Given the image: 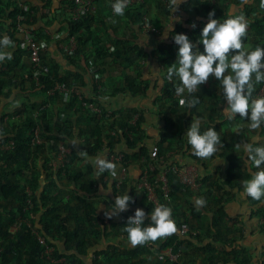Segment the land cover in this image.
Instances as JSON below:
<instances>
[{"label":"crops","instance_id":"obj_1","mask_svg":"<svg viewBox=\"0 0 264 264\" xmlns=\"http://www.w3.org/2000/svg\"><path fill=\"white\" fill-rule=\"evenodd\" d=\"M19 1L30 5V7H36V20L33 25H23L26 28L35 30L36 36L43 37V40L47 41L44 50L46 64L54 71L55 76L73 84L70 88L64 85L69 91L68 96H65L64 91L60 90L65 97H63V100L70 99V94L79 96L76 91H80L86 97L98 99L101 106H105L104 109L112 111V119L123 120V115L138 116L137 121L130 119L129 124L139 126L148 133L144 143H138V145H144L150 152L159 146V141L161 140L160 132L166 129L169 132L168 135L172 138L165 143L164 150L159 152L158 166L153 167L159 171L162 168L164 169L168 163L177 162L193 172L198 181L196 187H190L193 189L182 193L179 189L180 182L178 177L171 176L172 192L175 200L173 206L176 217L181 218L184 214L191 225L195 224L199 229L205 227L204 230L209 227L213 236L217 234V230L218 234L221 232L226 235L235 221L243 223V233H239L244 234L246 239L244 237L240 238L242 235L239 233L237 237H234L235 234L233 233L231 238H233L234 244L240 247L253 248L255 246L253 249L258 251V255H252V257L261 262L262 258H264V216L262 214L264 213V198L259 201H251L250 197L245 193L242 184L243 180L251 179L252 174L258 169L247 161L243 148L236 149L234 145L236 143H252L254 146H264V126L257 130H250L247 126V120H242L240 117L236 121L229 119L223 111L224 107H227V102L223 97V89L214 77H210L208 82L201 85L200 90L196 93L189 95L185 91L183 98L191 99L194 96L200 101L192 109H189L187 104H180L182 97L176 95L175 91L171 96L165 93L167 89L171 90L180 84L179 78L176 76L169 79L167 71V67L176 62L179 50V46L175 44L173 36L176 34H184L188 37L194 35L193 37L199 39L201 32H198L199 30L196 28L200 27L193 28V21L201 24L206 22L202 14H196V12L188 10V5L191 4L192 0H185V3L181 4L179 10L173 14L167 7L166 9L163 8L164 2L162 7L159 6L157 0H130L128 7L131 6L133 8L130 10L126 9L123 17L116 16L112 21H109L105 16L108 17L112 11L111 5L115 0H96L97 8L94 11L92 20H90L92 35L88 38L89 42L86 43L84 52H80L74 57L67 55L69 48L73 47L70 44L74 43V47H77V43L72 39L74 36L76 40L77 35L71 36L65 20V17H68V8L70 7L67 0ZM50 3L52 4V9L48 8ZM260 4L258 0H248V3L240 5L231 4L229 1L224 0H211V6H223L226 12L234 14H244V9L247 5L260 6ZM146 15L153 21L157 32H150L144 29V19H148ZM176 18H179V22ZM200 30L202 31V28ZM165 32H167V39L163 38ZM246 38H249V41H245L243 44L247 50L251 51L257 46L264 47V37L249 36L248 29L242 39ZM191 41L196 44L194 38ZM15 47L16 45L9 49L12 54L16 51ZM107 55L108 57L106 58ZM90 57H95L93 60L99 61V68L104 74L103 82L104 84L106 82L105 87L107 88L105 90L99 87L94 90L93 78L87 69ZM15 58L18 59L17 57ZM16 61L20 65H26L28 57L23 55ZM129 66H131V70ZM132 69L133 72L137 70L135 75L131 74ZM15 74L16 76H21L22 73ZM82 82L83 86H78ZM130 85H132L133 91L129 88ZM0 100L6 103L8 99L2 96ZM77 116L81 117L79 111L75 117ZM166 119H172L174 125L167 126ZM192 119H200L202 121V132L214 126L216 131L220 133L223 147L210 158L201 159L192 154L191 146L185 136ZM37 127L40 129V126ZM77 128L75 126L73 129V139L70 140L71 145L75 149H78L80 146L78 143H81V137L76 138L73 135L75 133L78 134ZM34 133L36 136L38 131L34 130ZM112 134L116 135L115 131ZM118 147H123L127 154L131 152L124 140L116 146V148ZM95 157L91 156L90 158L94 159ZM132 157L129 160L134 163ZM140 160L147 162L144 158ZM116 165L117 176L115 178L109 177L108 181L103 182L104 173L99 177H95L97 181H100L95 195L83 192L79 185L69 183L65 179L58 181L57 188L59 189L54 192L55 194L53 193L58 195L57 197L60 196L61 192L64 195L75 192L83 195L93 203L96 213L102 219L108 221L107 236L99 238L101 240L95 245V248L83 255V259L88 262L93 257L94 253H91L95 250L111 249V247L116 246V243H113L115 240L114 232H118L119 228L123 229L126 223L124 212L113 216L112 219H108L105 216V211L108 209L111 211V207L115 204L116 196L123 195L120 192L114 193L113 180L122 179L125 171L130 176H137L140 167L129 164L124 170L125 166L123 167L121 163L118 162ZM261 167H264V165ZM44 179L45 177L43 176V185L40 187L41 192L46 188ZM102 185L105 187L111 185V192H101L100 188ZM197 197H202L206 201V206L198 208L195 204V198ZM49 199L52 200L51 197ZM140 200L141 197L135 195V203H130L128 209H141L147 216L150 211L149 213L147 212V206L144 201ZM68 203L76 210L74 207L76 205L73 202L68 201ZM45 209L46 207L42 209V212ZM219 209L224 210L227 216L225 215L221 218L222 216L218 212ZM84 212L83 209V212L80 213L81 217L84 216ZM43 213L39 214V219L44 216ZM229 218L234 219V222L230 221ZM224 221L227 224L229 221L230 223L227 225ZM73 224L77 225L74 222ZM222 225L225 226V229H223ZM240 225L242 226V224ZM121 233H124V230ZM212 240L213 237L205 240L203 244ZM199 241L202 242V240ZM117 242L120 243V241ZM124 242L125 240L121 241V243ZM251 242H253L254 246H252ZM116 247L119 250L118 245ZM122 252L126 254L127 251L123 250ZM199 256L203 258V254ZM200 257L198 258L200 259Z\"/></svg>","mask_w":264,"mask_h":264},{"label":"trees","instance_id":"obj_2","mask_svg":"<svg viewBox=\"0 0 264 264\" xmlns=\"http://www.w3.org/2000/svg\"><path fill=\"white\" fill-rule=\"evenodd\" d=\"M157 1L159 3V6H162V3L164 1ZM224 1H229L231 4L235 5L245 4L242 3V0ZM20 2L19 0H0V38L6 35L14 40L13 37L16 38L15 34L16 32H18L17 25L19 24V22L25 25H33V23L35 22L36 15L32 7L26 10L22 7ZM67 2L69 6H73L74 4L73 0H67ZM163 6V8L166 9L167 7V9L170 10L169 5H167L166 3ZM188 6L189 11L196 12V14H202L203 19L206 21L204 23L208 22V15L212 11H215L214 18L221 20V22L232 15L242 14H234L230 12L228 13L225 11V8L223 6H211V0H192L191 4H189ZM257 7V5H247L244 9L245 12L242 15H244L249 22L248 35L254 37H264V12L259 17L254 16L253 13L257 10ZM132 8L133 7L131 6L127 7L128 10ZM94 13L95 12L84 14L83 17L77 20H74L72 18L69 19L68 27L70 34L71 36L75 34L77 35V47L74 51L75 55H78L80 52L83 53L86 43L89 42L88 38H90L92 35V30L90 29V20H92V16L94 15ZM146 16L148 17L147 20L151 24H153V21L149 18V16ZM19 17L21 18V21ZM105 18L108 17L105 16ZM82 28L83 31L81 34H79V31ZM199 32L202 33V31ZM193 36L194 35L189 38L190 40L194 38L197 44L199 39ZM199 36H201V34ZM37 39L40 41L43 40V37L37 36ZM43 41L46 44L41 49V52L45 50L47 45V41ZM14 42L17 46L16 51L22 54L25 50V46L22 40L16 39L14 40ZM198 47L200 51H203L202 44L198 45ZM42 63L43 66L47 69L45 73H41V81L46 89L52 88L56 84L71 85L66 80L55 76L54 71H51L52 69L49 70V67L45 62ZM87 66H93L98 69L100 64L99 61L94 60L92 61L91 65L88 64ZM4 76L5 73L2 72V69L0 68V89L3 85ZM96 76H98V74H96ZM100 83L101 80L98 83H93L94 90L99 87ZM259 85H261V83L255 85V91L253 93L254 97H256ZM78 86H83V82L81 84H78ZM175 87L171 90L167 89L165 93L168 96H171L175 91ZM129 88L132 90V85H130ZM80 98L82 103L85 102L86 104H88L92 101V98L86 97L82 92L80 94ZM80 98L75 96L74 98H72L73 100H71L70 103L68 102L62 104V109L67 113V117L64 120L60 119L59 117L53 118V116H50L48 118L49 110L46 108L43 109L37 121H33V119L30 118L28 125L30 133L34 134L33 129H35L37 126H40L41 135L45 136L44 145L38 144L34 146L32 143V135L28 130L23 131V128L20 125L17 126L16 124H14V126H11L12 129L9 131L7 126L11 125L10 123H4L3 120L0 123V137L3 138L2 142H9L10 140H13L15 145L11 150H2L1 145H3V143H0V264H46L44 252L46 251L48 246L54 245L55 242H59L58 244L61 246V253L66 254V252H69L78 257L81 254L84 255L85 248L89 244L91 246H94L95 244H97V239L107 236L106 231L108 232L109 227L108 221L102 219L96 213L92 202L83 201L84 203L82 204V206H74L76 210H74V208L71 207V204L67 202L61 208L55 207L53 210L48 209L44 212V216H42L41 219H39L38 217L40 211H42V209L46 207L49 197L54 200L53 204L54 206H56V202L60 200V196L64 194L61 192L59 197H57L58 195L53 194L57 189H59L57 188L58 186L55 185L57 179L58 181L65 179L69 183L77 184L80 186V189L83 192L89 195H95L96 191L98 190V184L100 183V181H97L96 179H94L93 181H87L85 179L84 172H82V170H80L79 166L77 165V162L83 159V157L80 155L81 152H86L88 156H97L99 152H101L103 149H106L109 151V153L114 154V149L116 148V146L122 140H124L127 143L130 151L135 152L136 157H138L139 159H146L147 162H149L152 166H158L157 160L160 155L159 152L164 150L163 147L165 143H167L170 139V135H168L169 132L166 129L160 132V144L156 147L158 149V157L153 156L152 151L150 152L149 149L144 147V145H138V143H144V137H148V133L139 126L130 125L129 120L131 119V116L123 115V120L116 118L113 119V122L111 123V127H109V129L102 127L101 123H99L98 118L91 120V122H94V126L90 128L91 130L89 131L88 135V132H85L86 136L83 138V140L88 141L87 146L84 148H81L80 146L78 149L73 150L65 167H60L56 172L52 171L53 167L52 164H50L51 159L45 158V151L48 148H50V150H53L54 152L57 151V145L61 141L70 143L73 133L72 131L75 128L72 126V118L77 115V112L79 110L77 108L74 110V107L75 103H81L79 102ZM103 112H105L104 114L107 115L106 109H103ZM95 117L100 116L96 113ZM102 118H105V116L103 115ZM238 118L239 116H236L232 119V121H236ZM80 119L81 117L79 118V120ZM173 122L174 121H172V119H166L167 126L174 125ZM111 129L115 131L116 135L112 134ZM79 132L81 133L80 129ZM88 138H91L93 140H90ZM91 141L93 142L90 143ZM104 146H106V148H104ZM41 155L44 156V163L42 166V170L39 171L38 169H36V167L39 164ZM128 157V154L125 153V155H123L124 161L120 162L125 167ZM14 175H19L22 179L21 181H18V187L9 195V197H3L1 191L3 190L6 181L9 180L8 177ZM42 175H45V177L47 178L46 181H48V183H51V185H54L55 187L51 188L50 186H46L47 189L39 193L40 187L42 185ZM113 191L114 193H116L115 186ZM157 195L163 198L160 189L157 191ZM29 198H31L33 204H35L32 211L26 210ZM250 200L253 202L255 201L251 197ZM168 204L171 208L173 199L171 202H168ZM155 207L156 206L153 205V203H148L146 209L148 213L150 211V214H147L144 226L151 224L150 216L152 210H154ZM82 208L85 212L84 216L81 217L80 213L83 212ZM128 210L133 213H135L136 211L135 208H131ZM218 212L219 214H221V218H223L225 215L227 216L225 211L222 209H219ZM262 214L264 216V213ZM124 217L126 218L125 226H127L129 217L125 215ZM173 219L177 225H182L179 221L182 219L185 220L183 223H188V219L184 216V214L183 216H181V218H177L176 214H174ZM230 221L234 222V219L231 218ZM15 222H21L22 227H20L21 229H19L17 233H13L10 231V227ZM73 222L77 225H74ZM32 226L36 227V233L33 232ZM122 230H124V228ZM231 230L232 229L229 228V231L226 235L217 233L215 236H213V240L211 242H206L200 248L203 252V258L200 257L199 259L200 264H246V262H248L247 257L242 255L244 252H247L248 249L245 247H241L242 251H236L237 246H235L233 238H231L233 237L232 234L234 232H232ZM219 235L222 237H220ZM92 236L94 238H91ZM38 237H43L45 243L42 244L39 241ZM200 238V236H197L198 240H200ZM217 242L221 245L220 248L215 246V243ZM45 244H47L48 246ZM182 244L183 241H181L179 236L175 234L170 235L165 242L166 246H172L176 249H179ZM116 248V246H113L111 247V249L108 248L95 251L93 256L101 259L103 255H108L109 252H112V254L116 253L118 251ZM54 255L55 257H57L58 253H55ZM75 262L76 260H74V263ZM164 262L165 264H180L179 262L168 260H164ZM125 264L134 263L127 260ZM142 264H147V262L143 261ZM181 264H187V262H183ZM261 264H264V259H262Z\"/></svg>","mask_w":264,"mask_h":264},{"label":"rangeland","instance_id":"obj_3","mask_svg":"<svg viewBox=\"0 0 264 264\" xmlns=\"http://www.w3.org/2000/svg\"><path fill=\"white\" fill-rule=\"evenodd\" d=\"M258 1H260V3H262V0H258ZM20 4L26 10L30 8V5H28L24 2H20ZM48 8L52 9L51 3L48 4ZM32 9H34V13L36 15V12H37L35 10L36 7L32 6ZM263 12H264V7H261V4H260V6L257 7V10L253 14H254V16L259 17L260 15H262ZM32 13H33V11H32ZM65 18H66L65 20L67 22V25H69V19H71V18L69 17V15H68V17H65ZM246 20H247V24H248L249 23L248 19H246ZM20 21H21V18H20ZM17 27H18V32H16V34H15L16 38L13 37V39L14 40L19 39V40H22V42H23L22 29H23V27L25 28L26 26H24L22 23L19 22ZM196 29L201 31L200 28H196ZM247 29H248V27H247ZM198 30H194V31H198ZM34 31L35 30H33V32ZM14 40H12V41L14 42ZM245 41H249V38L248 39L247 38L242 39V43ZM75 42L77 43V39L75 40ZM14 45H16L15 42H14ZM70 45H72L73 47L69 48L67 55L69 57H74L75 56L74 51H75L76 47H74V43H72ZM41 53H42L41 59L43 62H45L44 50ZM94 54H95V52H94ZM12 55H13V58L11 60L6 59L5 61L0 62V64H1L0 68L2 69V72L5 73V76L3 78V85H2V88L0 89V98L3 96L6 99H8L6 101V103L4 101L0 100V123L2 120L4 121V123H10L11 125L7 126L9 131L12 129L11 126H14V124H16L17 126L20 125L23 128V131L28 130L30 133L29 126H28L30 118H32L33 121H37L39 119L41 112L45 108L49 110L48 118L50 116H53V118L59 117L60 119L64 120L67 117L66 116L67 113L62 109L63 108L62 104H65L68 102L70 103V101L73 100L72 98H74L75 96L73 94H70L69 95L70 99L67 98L66 100H63L64 95L62 92H60V90H54L53 87L46 89V87L42 84V81H41V75L42 74L40 72H36L37 69L34 67L26 48L22 54H20L18 51H15L14 54H12ZM23 55L25 57H28V61H27L26 65H20L19 62L16 61L19 59V57H22ZM15 56H17L18 59H16ZM95 57H96V54H95ZM107 57H108V55L106 56V58ZM94 58L90 57V60H88L89 65L92 64V61H94L93 60ZM12 65H14V66H12ZM87 69L89 70V73H90L92 78L95 77L96 74H98L99 82L101 80V83L99 84V88H101V89L104 88V90H105L107 87H105L106 82H105V84L103 82L104 74L102 73V70L99 67H98V69H96L93 66H89V67H87ZM129 69L131 70V66H129ZM49 70H51L50 67H49ZM136 72H137V70H134V72H133V69H132L131 74L135 75ZM15 73H17V74L22 73V74H21V76H16ZM37 78H39V81L37 80ZM58 85H62V84H58ZM67 86L70 88L73 86V84L67 85ZM76 93L79 94V96L77 94L76 95L80 98L81 92L76 91ZM11 98H12V100L10 101ZM79 102H81V98L79 99ZM76 108L79 109L78 111H79V113H81V119L79 120V118H80L79 116H77V117L74 116L72 118V121H73L72 126L73 127L78 126V128L76 130L79 131V129H80L81 133L78 132V134L75 133L73 135H75L76 138L81 137V143H78V144L81 146V148H84L87 146V143H88V141L83 140V138L86 136L85 132L87 131L88 132L87 135H88L89 131L91 130L90 128L94 126V122H91V120L98 118L99 123H101L102 127L109 129V127H111V123L113 122V119L111 116L112 111L110 112L109 110H107L108 115H105L104 114L105 112H103V109L105 108V106H101L98 99H92V101L89 102L88 104H86L85 102L75 103L74 110ZM96 113L100 117H95ZM102 114L105 116V118H102V116H103ZM131 119L134 121H137L138 116H136V115L132 116ZM34 130L38 131L37 137L35 136ZM113 131L114 130L111 129V132H113ZM29 133H27V134H29ZM33 133L34 134L30 133L32 135L33 145L34 146H36L38 144L44 145L45 136L41 135V128L39 129V127H36V129H33ZM170 138H172V137H170ZM71 139H73L72 136H71ZM88 139L93 140L91 138H88ZM144 139H147V137H144ZM2 140H3V138L0 137V143H3V145H1L2 150H11L14 148L15 145H14L13 140H10L9 142H2ZM92 142L93 141H91L90 143H92ZM57 146H58L57 151H55V152L53 150H50V148H48L45 151V155H46L45 158L51 159L50 164H52V167H53L52 171H54V172L59 170L60 167H65V165L67 164V162L69 160V156L71 155L72 151L75 150V148L73 147V145H71V143H65L64 141L59 142V144ZM104 148H106V146H104ZM152 152H153V150H152ZM125 153L126 152L124 151L123 147L122 148L118 147V148H115L114 155L109 153V151L106 149H103L101 152H99L98 155H103L109 161L116 164L118 162L120 163V162L124 161V158L122 155H125ZM129 153L130 154H128V156H129L128 160L126 161V167L123 166L124 170H125V168H127V166H129V164L130 165L134 164V165L140 167V169H138L137 176H130V174L128 175V172L125 171L124 172L125 174H123L124 176L122 179L120 178L118 181L113 180V184L115 186L116 192H120V193L125 194L128 191V195H130L133 199H135V195H139L141 197L140 201H144L146 206L148 205V203H153V205H155V203H156L155 206L157 207L160 204H165V205L169 206V204L166 203L162 197L157 196V192H156L160 189V186H161L160 181L164 175L168 176L171 188H173L172 183H171V176H173V175L178 177L179 182H180V187L185 188L186 189L185 192H188L189 189H193L190 187H196L193 179H191V184L188 185V181H186V178L181 179L178 174L174 173L173 171H170V170H172V164L176 163V162H170L167 164V166L164 169L162 168L161 170L157 171L151 164L149 165L148 162L141 161L138 157L135 156V154H133V152H129ZM131 156H133L132 159L134 160L133 161L134 163H132L129 160L131 158ZM155 156L158 157V154H156ZM88 157H91V156H88ZM43 158H44V156L41 155L39 164L36 167V169H38L39 171L42 170V166L44 163ZM77 165L79 166V169H81L86 174L85 178L87 181H93L95 179L97 169L94 166V164L91 162V160H85L83 158L77 162ZM105 173H107V175H105ZM27 174H28V172H27ZM145 175H147L148 181L152 184V188H151L152 192H150L148 189L144 188L143 177ZM188 175H189V173H188ZM43 176L45 177V175H42V179H43ZM109 177H112L110 175V173L104 172V177H102L103 182L108 181L110 179ZM8 178H9V180L6 181L5 186L3 187V190L1 191L3 197H6V196L9 197V195L18 187V185H19L18 181H21V179H22L21 176H19V175H14L11 177L9 176ZM87 178H90V179H87ZM46 180H47V178L45 177L44 182L46 183L45 184L46 186H48V187L50 186L51 188L55 187L54 185H51V183H48V181H46ZM120 180H122V181L119 183ZM55 185L56 186L58 185V179L56 180ZM114 186H113V188H114ZM180 187H179V189H180ZM46 189L47 188H45L44 190H46ZM39 193H41V190L39 191ZM182 193H184V191H182ZM150 195H151V197L149 198ZM156 197H158V198H156ZM59 199L60 200H58L56 202V206H54V204H53L54 200L49 199V201L47 202L45 211H47L48 209L53 210L55 207L61 208L68 201L73 202L78 207L82 206V204L84 203L83 201L91 202V201H89V199H86L83 195H80L79 193L77 194L76 192L71 193L69 195L62 194V196H60ZM172 199L174 202L175 200H174L173 192H172ZM29 200H30V209H31L30 211H32V209H34L35 204H33L31 198H29ZM27 204H28V202H27ZM188 208H189V206H188ZM171 209H172V218H174L175 208H174L173 204L171 206ZM45 211H43V212H45ZM43 212L40 211V214ZM182 220H179L182 225L176 224L177 229L180 228L181 226L185 225V224H188L191 231H193L194 233H191L188 235L187 234L186 235L181 234L179 231L174 233L175 235L179 236L181 241H183V244H182V246H180L179 249L173 248L172 246H166L165 245V242L167 241V238L169 236L165 237V238H161V239L157 240L156 242H148L145 245L133 247L128 240V234L125 231H124V233H121L122 229H119L118 232H114L115 240L113 241V243H116L115 245L116 246L118 245V249H119L116 253H113V254H112V252L108 253V255L107 254L103 255L101 259L100 258L98 259V258L93 256L92 258H90V261L88 262V261H86V259H83V254H81L79 256L77 255L78 257H76V255H73L69 252H66V254L61 253V251H60L61 246H59V244H58L59 242L58 243L55 242V244L52 246H48L47 244H45L48 246V248L44 252V255L46 258V264H125V262L127 260L133 262L134 264H142L143 261H146L147 264H165L164 260L160 259L158 254H159V252L166 251L167 249H169L171 247L173 248L172 251H173L174 256L176 257L175 262H179L180 264L183 262H187V264H200L198 257H200L199 255L203 254V252L201 251L200 248L204 245L203 243L205 242V240L210 239L211 237H213V235L210 233L209 227H208V229H205V230H204L205 227H202V229L201 228L199 229L197 226H195V224L191 225L189 223V221H188V223H186V222L183 223L185 220H183V221ZM224 223H226V222L224 221ZM229 223H230V221L228 222V224ZM16 224H17V222H15L10 227V231L13 233H17L18 230L22 228V227L21 228L17 227ZM240 224H242V226ZM222 226H223V229H225V226L224 225H222ZM230 229H232L231 231L234 232V234H235L234 237H237L239 232L243 233L242 232L243 223H239L238 221H235L234 225ZM32 230L34 233L37 232V229L35 226L34 227L32 226ZM226 230H228V229H226ZM217 233H218V230H217ZM220 233L221 232H219V234ZM241 233H239V234H241ZM221 234H223V233H221ZM241 235L242 236L240 238H243V237L245 238L244 234H241ZM197 236L201 237L200 240H202V242L197 239ZM220 237H222V236H220ZM91 238H94V237L92 236ZM99 240H101V239H97V243L99 242ZM124 240H125V242L121 243V241H124ZM117 241H120V243ZM251 243L253 244V242H251ZM95 245L91 246L89 244L85 248L84 253H87V251L91 252L93 250V248H95ZM121 245L124 246V248H122ZM163 245H165V246H163ZM260 245H262V244H260ZM215 246L220 247L221 245L218 243H215ZM235 246H237L236 251H239V252L242 251V248L239 245H235ZM252 246H254V244ZM162 247H164V248H162ZM245 248H247V247H245ZM253 248L248 247L247 248L248 251L244 252L242 254L245 257H247L248 262H246V264H260L261 263L259 260H256V258L252 257V255H254V256L258 255V251L254 250ZM263 249H264V244H263ZM263 249H262V251H263ZM123 250L127 251L126 254H124V252H122ZM95 251H97V250H95ZM95 251L92 252L91 254L95 253ZM55 253H58L57 257H55V255H54ZM84 255H86V254H84ZM75 257H76V259H75ZM241 259H243V258H241ZM262 259H264V258H262ZM74 260H76L75 263H74ZM168 261H170V260H168Z\"/></svg>","mask_w":264,"mask_h":264},{"label":"clouds","instance_id":"obj_4","mask_svg":"<svg viewBox=\"0 0 264 264\" xmlns=\"http://www.w3.org/2000/svg\"><path fill=\"white\" fill-rule=\"evenodd\" d=\"M130 0H115L111 5L116 16L123 17ZM185 0H170L169 8L173 13L179 10ZM248 3V0H242ZM261 7H264L262 0ZM215 11L208 15V22L204 26L197 44H193L190 38L184 34L173 36L174 42L179 46L177 60L167 67L168 77L179 78L180 84L175 87V93L181 96L180 104L189 109L199 104L197 97L191 99L183 98L185 91L189 95L200 90V86L214 77L223 89V97L227 107L223 111L229 119L239 116L247 120L250 130L260 129L264 125V96L254 97L255 85L264 83V47H255L249 51L242 43V37L246 35L248 27L244 15H232L227 19H215ZM179 22V18H176ZM115 23V21H113ZM196 27L195 24L192 25ZM167 39V32L163 34ZM203 45V51L198 45ZM15 45L8 36L0 38V62L11 60L12 52L9 49ZM227 73V74H226ZM202 121L192 119L190 127L186 130L185 136L191 146L192 154L201 159L212 157L223 147L221 136L215 127L201 131ZM236 149L243 148L247 161L258 169L252 174L251 179L243 180L242 184L247 196L254 200L264 198V146H254L252 143H236ZM80 155L85 160H91L96 167V176L108 172L115 178L117 176V165L109 161L103 155H97L94 159L88 157L86 152ZM101 192H111V185L101 186ZM130 203L134 199L128 195V191L116 196L115 204L105 211V216L112 219L122 212L128 211ZM198 208L206 206L202 197L195 198ZM146 213L136 209L135 215L128 218L124 231L128 234V240L133 247L142 246L148 242H156L161 238L168 237L177 231V226L172 218V209L160 204L151 212V224L144 226Z\"/></svg>","mask_w":264,"mask_h":264},{"label":"built area","instance_id":"obj_5","mask_svg":"<svg viewBox=\"0 0 264 264\" xmlns=\"http://www.w3.org/2000/svg\"><path fill=\"white\" fill-rule=\"evenodd\" d=\"M73 1H74L73 6H70L68 8V15L70 18H72L74 20H77V19L83 17L84 14L96 11V8H97V1L96 0H73ZM163 1L167 5H169V3H170L169 0H163ZM115 17H116V15L113 13V10H112L107 19L109 21H112ZM193 24H195L196 27L202 28V30H203L204 26L207 23L201 24V23H198L197 21L196 22L193 21ZM143 27L147 31L157 32V28L153 24H151L146 18L144 19ZM82 31H83V28L80 29L79 33H82ZM22 34H23L24 46H25L26 50L29 52V56H30V59H31L34 67L37 69L36 72L45 73L47 71V69L43 66V63H42L43 61L41 59V49L45 46L44 41L43 40L39 41L37 39L36 33L33 32V29H31V28H26V27L24 28L23 27ZM72 39L75 42L74 36ZM37 80L39 81V78H37ZM93 80H94V82L98 83L99 77L95 75V77H93ZM53 89L64 91L65 96H68V94H69L68 89L65 88L64 85L56 84L53 87ZM257 96H264V83H261V85H259L257 93H256V97ZM37 136H38V134L36 135V137ZM157 151H158L157 148L153 149V152H152L153 156H155L157 154ZM170 171H173L174 173L178 174L181 179L186 178V181H188V185L191 184V179L194 180L195 185L198 184V181L196 180L194 173L189 171L185 167L179 165L177 162L172 164V170H170ZM188 173H189V175H188ZM160 182H161L160 190H161V193L163 195L164 201L167 203L171 202L172 201V188H171L168 176L164 175ZM143 185H144V188H146L150 192H152L151 191L152 184L148 181L147 175H145L143 177ZM180 190L186 191V189L183 187H180ZM155 205H156V203H155ZM26 210H31L30 209V200H28ZM123 214L125 216H128V217H133L135 215V213L131 212L130 210L124 212ZM16 225H17V227H21V222H17ZM177 231H179L181 234H184V235L194 233L193 231H191L188 224L181 226L180 228L177 229ZM38 238L42 244L45 243V240L43 237H38ZM172 250H173V248L171 247V248L167 249L166 251L159 252V254H158L159 258L163 259L165 261L166 260L175 261L176 257L174 256Z\"/></svg>","mask_w":264,"mask_h":264}]
</instances>
